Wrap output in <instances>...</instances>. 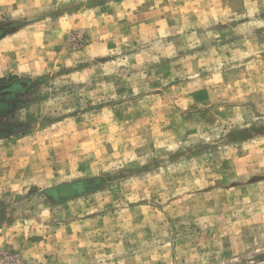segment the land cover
<instances>
[{
	"label": "rangeland",
	"instance_id": "374dc122",
	"mask_svg": "<svg viewBox=\"0 0 264 264\" xmlns=\"http://www.w3.org/2000/svg\"><path fill=\"white\" fill-rule=\"evenodd\" d=\"M0 25V264H264V0H0Z\"/></svg>",
	"mask_w": 264,
	"mask_h": 264
},
{
	"label": "flooded vegetation",
	"instance_id": "af4514ba",
	"mask_svg": "<svg viewBox=\"0 0 264 264\" xmlns=\"http://www.w3.org/2000/svg\"><path fill=\"white\" fill-rule=\"evenodd\" d=\"M13 32V28L10 25H0V42L3 41L5 39V37L7 36V34ZM0 101L3 99H7L5 92L9 91V90H14L17 86L14 84H9L8 86H0ZM15 94V93H14ZM15 96H18V94H16ZM7 111H5V108L2 107L0 105V117H3L5 115H7ZM2 133V132H0Z\"/></svg>",
	"mask_w": 264,
	"mask_h": 264
},
{
	"label": "built area",
	"instance_id": "2783aa9c",
	"mask_svg": "<svg viewBox=\"0 0 264 264\" xmlns=\"http://www.w3.org/2000/svg\"><path fill=\"white\" fill-rule=\"evenodd\" d=\"M14 262H18V260H16V259H14V257L13 258H11Z\"/></svg>",
	"mask_w": 264,
	"mask_h": 264
},
{
	"label": "trees",
	"instance_id": "16d2710c",
	"mask_svg": "<svg viewBox=\"0 0 264 264\" xmlns=\"http://www.w3.org/2000/svg\"><path fill=\"white\" fill-rule=\"evenodd\" d=\"M15 85L18 86L19 84L18 83L17 84L15 83Z\"/></svg>",
	"mask_w": 264,
	"mask_h": 264
},
{
	"label": "crops",
	"instance_id": "0c3cea01",
	"mask_svg": "<svg viewBox=\"0 0 264 264\" xmlns=\"http://www.w3.org/2000/svg\"><path fill=\"white\" fill-rule=\"evenodd\" d=\"M12 249H14V248H12Z\"/></svg>",
	"mask_w": 264,
	"mask_h": 264
}]
</instances>
